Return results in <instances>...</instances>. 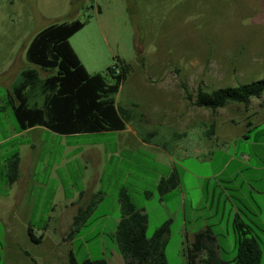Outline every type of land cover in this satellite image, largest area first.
I'll return each mask as SVG.
<instances>
[{"label": "rangeland", "instance_id": "rangeland-1", "mask_svg": "<svg viewBox=\"0 0 264 264\" xmlns=\"http://www.w3.org/2000/svg\"><path fill=\"white\" fill-rule=\"evenodd\" d=\"M65 5V0H0V73L10 74L13 80L10 90L24 70L32 68L38 70L42 78L48 76L26 59V49L34 36L51 25L75 20L89 21L91 24L84 32H80L74 42L82 41L94 29L100 28L102 31L101 36L95 37L91 48L96 55L94 69L97 74L105 73L113 64L114 58H119L132 67L133 72L116 97L118 105L124 108L130 102H140V97H143L142 110L158 120L164 116L172 119L179 112L185 113L183 93L179 90L168 95L163 86H158L149 95L141 89V80L145 76L153 79L179 78L192 92L199 86L213 91L264 79V0H75L72 3L73 10L68 14L63 11ZM98 6L102 10L100 22L94 20V12ZM137 48L142 52L141 60ZM142 65H146L148 69L141 70ZM4 96H7V92L0 90V99ZM189 108L195 109L188 103V110ZM195 111L197 122L192 121V126L187 128L190 141L201 140L199 120L204 127L216 122L221 135L227 128L228 132L232 129L233 135L243 134L248 131L249 123H252L255 128L247 134L251 139L242 140L240 152L255 154L254 163L264 160V149L259 151L258 147L251 144L264 143V97L254 99L249 109L234 105L217 113L198 108ZM256 112L258 114H253ZM232 120L234 124H230ZM183 125L181 122V126ZM0 127V141H5L8 136L11 138L0 146V185L7 184L6 165L14 154L20 156L22 153L23 159L37 158V181L42 187L37 201L42 202V205L32 225L37 237L42 235L43 228L47 226L49 229L42 245L33 244L27 235L26 222L30 215L20 212L21 220L12 229L14 245L9 246L8 230L4 221L0 220V264L11 262V258L7 257L9 249H12L10 255L16 264L24 260L22 252L30 254L29 259L33 264H70L71 252L79 264L86 260L110 259L109 252L117 247L112 240L115 230L113 221L120 215L118 191L116 188H109L111 166L107 167L104 179L108 203L92 216L98 218L108 214L111 217L107 231H102L103 234L106 233L105 244L97 239L72 243L67 238L76 217L67 212V209H71L73 200L77 201L79 194L87 191L88 186L85 182L88 176L84 166L85 159L83 155L78 157V153H81L82 145L108 138L93 134L64 137L52 132H35L14 137L17 124L13 112L11 109L1 112V105ZM35 144V154H24L21 150L23 146ZM77 144L80 145L79 150L69 149ZM74 157L76 158L73 159ZM142 160L144 162L138 164V167L127 165L124 170L138 174L139 169L147 168L146 159ZM186 166L192 172L208 177L214 170L208 164L200 166L194 159H189ZM190 194L188 206L193 198H196L193 203L196 205L199 192ZM213 195L214 180L211 179L208 189L204 184L201 215L211 226L217 225L213 229H218L217 232L221 235L219 242L225 252L223 259L232 262L237 256L233 200L227 197L229 193L226 190L222 191L221 197L218 192L217 201L220 198L222 206L220 214L214 216L216 207H211ZM231 196L236 200L235 208L239 210L241 218L259 236L264 254V198L254 196L243 201L241 195ZM8 200L10 199L2 198L0 203ZM144 202L141 197L139 203ZM255 215L259 216V220ZM177 229L178 224L172 226L173 238L167 249L169 264H185L178 253L180 238ZM95 232L98 233L99 230L94 229L93 233ZM152 234L151 227L147 233L148 239ZM19 250L21 254L18 253ZM261 264H264V255Z\"/></svg>", "mask_w": 264, "mask_h": 264}, {"label": "crops", "instance_id": "crops-1", "mask_svg": "<svg viewBox=\"0 0 264 264\" xmlns=\"http://www.w3.org/2000/svg\"><path fill=\"white\" fill-rule=\"evenodd\" d=\"M74 1L75 0H65L66 5L65 9L63 8V11H66L67 14L72 12V3ZM101 13L102 10L98 6L94 12V15L96 16V19L94 20L100 22V18L102 16ZM90 24L91 23L86 26L84 31L88 28V26H90ZM100 31V28L94 29V31L84 37L82 41L74 42L75 38H77V36L81 33H78L70 40L74 51L90 74H97L94 69L96 55L91 51V48L93 47L95 37L97 35L101 36L102 31ZM79 51H81L84 56H82ZM147 69L146 65H142L141 70L146 71ZM12 82L13 80L8 72L0 73L1 91H10ZM182 82L185 83L179 78L177 79L174 77H171V79H153L145 76L141 80V89L149 95H152L154 93V89L158 86H163L168 95L175 94L181 90L185 103V113L182 114L179 112L177 115H174L172 119L167 118L166 116L159 120L155 119L142 110L143 97H140V102H130L124 107V109L134 110L137 115L127 124L125 131L93 134L96 136L106 137L108 139L96 140L82 145V151L81 153H78V157L83 155V158L85 159L84 166L88 175L85 180L88 185L87 191L80 193L77 201L73 200L71 209H67V212L76 216L80 209L89 206L95 197H97V207L95 208L94 213L101 210V208L108 203V194L106 192L104 179L107 175V167L111 166L109 188H116L118 191V203L120 209V215L113 221L115 227L113 234L116 233L117 227L121 221L119 193L121 190L125 189L133 197L138 209L142 210L148 216L149 224L147 233L151 227L153 228L151 238L154 236L156 230L165 223L171 221L172 226L178 224V229L176 230L180 238L178 253L182 260H184V263L187 264V251L192 248L196 241V237L200 232L207 231L208 228L211 227V230L218 237V244L220 245L219 239L221 235L217 232L218 229H213V227H216L217 225L211 226L207 220L204 219V216L201 215L202 208L200 205L203 201L204 184L208 189L209 181L211 179L214 180V195L211 204L212 208L216 207L214 216H218L220 214V208L222 206L221 199L219 198L217 201V194L220 192L219 197H221L222 191L226 190L229 193L227 197L233 200L232 207L235 219V217L239 215V210L235 208L237 206L236 200L233 196H231V194L241 195L243 201L250 200L254 196L264 198V160H259L254 163L256 157L255 154L240 152V144L242 143V140L248 141V139H251L247 136V134L251 133L255 128L253 124L248 128V131L243 134L233 135L232 129L228 132L227 128L226 132L222 131L224 135H221L219 134L220 130L217 124L215 134L211 129V125L216 122L204 127L202 121L199 120L201 140L190 141L187 134V128L192 126V121L193 123L197 122V112L195 111L197 107L194 106L195 109L189 108L190 110H188V103H191L185 98L184 91L180 85ZM4 98L5 96L0 99L1 108L3 107L2 100ZM253 114L258 113L256 112ZM181 122L184 124L183 126H181ZM230 124H234L233 120ZM180 127H183V129ZM8 130L10 131V127ZM211 131H213V133H211ZM35 132L51 131L42 127H37L25 132H19L17 129L14 133V137H22ZM87 135L90 134H86L85 136ZM10 139L11 138L8 136L5 141H9ZM5 141H0V146ZM251 144L253 147H258L259 151L264 149V143L257 142L256 144L255 142H251ZM69 149L73 151L79 150L80 145H74ZM21 150H23L24 154H35L37 152V146L36 144L26 145L23 146ZM75 158L76 157L73 159ZM142 159H146V162L148 163L147 168L149 167L148 170L147 168L144 170L139 169L138 174L130 173L129 171L124 170V166L127 165L138 167V164L144 162ZM189 159H194V161L200 166L208 164L212 169H214L212 170L213 174L208 177L199 174L198 172H192L186 166V162ZM219 161L220 164L218 163ZM8 162L6 168L8 166ZM37 162V158L23 159L21 153L19 180L13 185H11L8 181L7 184L0 185V199H10L5 203H0V220L4 221V225L8 230L7 240L9 242V246L14 245L13 241L15 238L12 237V235H14V231L12 229L16 223L21 220L19 216L20 212H26L30 215L26 222L29 228L34 217L41 210L42 202L38 203L37 201L40 194L39 189L42 188L37 181ZM172 176H176L178 178V185L170 192L164 195L160 194L158 190L160 183L164 179H168ZM224 185H226L227 188ZM197 191L200 194L198 203L194 205L193 203L196 201V198H193L189 202L190 206H188V195L190 197V192L192 193ZM141 197L145 200L142 204L139 203V199ZM52 207H55V205H52ZM223 214H225V207ZM255 217L259 220L258 215H255ZM110 218L111 217L108 214L98 218H91L89 222L91 225L83 230L81 237L76 239L75 242L79 240L91 241L97 239L105 244L106 233L103 234L102 231H107ZM222 220L223 218L221 221ZM172 226L171 235L166 248V255L167 249L173 238ZM255 226L258 225L255 224ZM257 228L260 229L259 226ZM94 229L99 230V232L93 233ZM255 236L258 237L261 243L259 236ZM72 243H74V241ZM18 253L21 254V251L19 250ZM22 253L24 260H20L21 262H19V264H33V261L29 259L30 256H28V252ZM109 253L111 258H104L108 264H126L117 247L112 249ZM224 253V250L220 252V256L222 258ZM10 254H12V249L7 251V257L9 259L11 258V262L7 261L8 264H16L12 261Z\"/></svg>", "mask_w": 264, "mask_h": 264}, {"label": "trees", "instance_id": "trees-1", "mask_svg": "<svg viewBox=\"0 0 264 264\" xmlns=\"http://www.w3.org/2000/svg\"><path fill=\"white\" fill-rule=\"evenodd\" d=\"M88 24L89 21L80 20L54 24L39 32L30 43L26 50L27 61L48 76L42 78L41 73L32 68L24 70L2 100L1 112L12 110L19 132L37 127L65 137L122 132L137 116L134 110L119 107L116 100L133 72L132 67L114 58L106 73L90 74L74 51L70 40ZM137 50L141 60L142 52L139 48ZM180 85L188 102L212 113L234 105L249 109L254 99L264 97V79L213 91L199 86L192 92L186 83ZM251 126L252 123H249ZM211 129L215 134L216 123L211 125ZM19 178L20 156L16 154L8 162L5 179L13 185ZM177 185L178 178L172 176L164 179L158 190L164 195ZM119 201L121 221L112 240L126 264H169L166 248L172 222L162 225L148 239V216L138 209L127 190L120 191ZM96 207L97 197L89 206L80 209L67 235L69 240L75 242L83 230L91 225L89 222ZM233 228L237 247L234 261L226 262L220 256L223 249L210 227L197 235L192 248L187 251V264H261L263 247L254 235V229L239 215L233 221ZM48 230L46 226L42 229V235L37 237L30 224L28 237L33 244L40 246ZM69 263L79 264L73 252L70 253ZM82 264L108 262L105 259L86 260Z\"/></svg>", "mask_w": 264, "mask_h": 264}]
</instances>
